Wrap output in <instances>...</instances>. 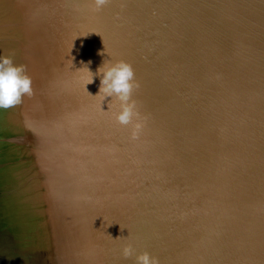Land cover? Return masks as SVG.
I'll return each mask as SVG.
<instances>
[{
    "label": "water",
    "instance_id": "95a60500",
    "mask_svg": "<svg viewBox=\"0 0 264 264\" xmlns=\"http://www.w3.org/2000/svg\"><path fill=\"white\" fill-rule=\"evenodd\" d=\"M0 55V264H264V0H0ZM117 60L136 136L85 86Z\"/></svg>",
    "mask_w": 264,
    "mask_h": 264
},
{
    "label": "clouds",
    "instance_id": "9594fccd",
    "mask_svg": "<svg viewBox=\"0 0 264 264\" xmlns=\"http://www.w3.org/2000/svg\"><path fill=\"white\" fill-rule=\"evenodd\" d=\"M105 2L106 0H94V6L99 9ZM86 72L85 86L92 83L94 77H99V90L93 96L100 98L101 107L106 98H110L107 101L115 98L119 102L118 110L113 113L115 121L122 125L131 124L133 136H136L143 127V120L135 100L132 99L133 89L139 87L132 65L124 60L104 61L95 72L88 66ZM32 92V77L26 71V66L14 63L11 55H0V110L21 104L24 96H31ZM122 251L125 257L134 253L131 244H126ZM135 260L136 264H159L158 259L148 252L137 254Z\"/></svg>",
    "mask_w": 264,
    "mask_h": 264
}]
</instances>
